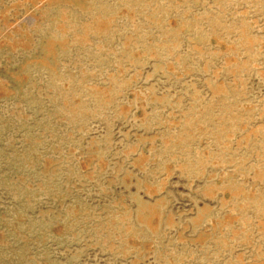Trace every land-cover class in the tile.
<instances>
[{
	"label": "rangeland",
	"instance_id": "1",
	"mask_svg": "<svg viewBox=\"0 0 264 264\" xmlns=\"http://www.w3.org/2000/svg\"><path fill=\"white\" fill-rule=\"evenodd\" d=\"M0 264H264V0H0Z\"/></svg>",
	"mask_w": 264,
	"mask_h": 264
}]
</instances>
